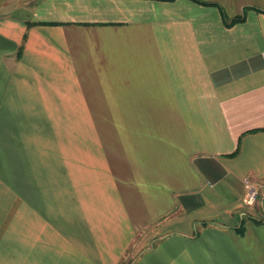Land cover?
I'll use <instances>...</instances> for the list:
<instances>
[{"label":"crops","instance_id":"1","mask_svg":"<svg viewBox=\"0 0 264 264\" xmlns=\"http://www.w3.org/2000/svg\"><path fill=\"white\" fill-rule=\"evenodd\" d=\"M129 250L264 264V0H0V264Z\"/></svg>","mask_w":264,"mask_h":264},{"label":"rangeland","instance_id":"2","mask_svg":"<svg viewBox=\"0 0 264 264\" xmlns=\"http://www.w3.org/2000/svg\"><path fill=\"white\" fill-rule=\"evenodd\" d=\"M18 13H21L20 11H18V12H16V14H18ZM255 202V200L254 201H252L251 202V204L252 203H254ZM247 203H250V201H247L246 202V204ZM141 236H142V233H141V235L140 236H138L137 238H141ZM134 247V246H133ZM133 247H132V249H133ZM128 253L125 255V257L121 260V264H130V262H131V260L132 259H130V255H131V252H130V250L129 251H127Z\"/></svg>","mask_w":264,"mask_h":264},{"label":"built area","instance_id":"3","mask_svg":"<svg viewBox=\"0 0 264 264\" xmlns=\"http://www.w3.org/2000/svg\"><path fill=\"white\" fill-rule=\"evenodd\" d=\"M245 184L248 185V180H245ZM257 196V192L255 189H251L248 196L245 198V202L247 201H253Z\"/></svg>","mask_w":264,"mask_h":264},{"label":"trees","instance_id":"4","mask_svg":"<svg viewBox=\"0 0 264 264\" xmlns=\"http://www.w3.org/2000/svg\"><path fill=\"white\" fill-rule=\"evenodd\" d=\"M244 10H246V9H244ZM243 20H244V16L240 15L238 17L232 18L229 22L225 21V24L226 25H231V24L243 21Z\"/></svg>","mask_w":264,"mask_h":264}]
</instances>
